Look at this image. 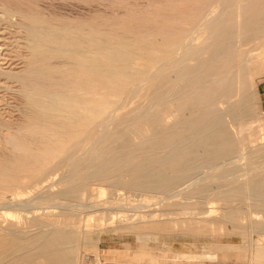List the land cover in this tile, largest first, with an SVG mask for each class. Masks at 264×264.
<instances>
[{"label": "bare ground", "instance_id": "bare-ground-1", "mask_svg": "<svg viewBox=\"0 0 264 264\" xmlns=\"http://www.w3.org/2000/svg\"><path fill=\"white\" fill-rule=\"evenodd\" d=\"M125 3L122 5L125 6ZM230 7H235V10L227 11ZM221 8L222 13L217 14ZM171 10L173 12L161 24V20H158L159 23L155 20L162 17L161 14L147 13L141 20L157 23L159 26L148 29L143 34L130 36L118 28H106L100 16L91 21L84 20L81 16L72 18L71 22H61L46 17L43 13H28L18 5L14 6L5 1L1 3V14L7 15L10 12L19 17L15 20L17 27H14L16 29L13 34H17L22 28L26 29L29 52L23 54L22 49H15L10 44V31L0 30V204L7 208L13 207L27 194H40L54 187L52 172L62 168L64 160L60 156L66 155L62 152H67L69 157L75 156L83 146L102 134L101 124L110 118L111 113H114L112 109L115 110L117 104L124 99L143 97L149 90L160 92L156 98L157 107L143 122L120 130L115 141L123 149L122 154L115 155L92 174L65 182L64 194L80 192L89 180L106 182L113 186L122 175L128 174L131 176L128 183L131 189L161 194L168 192L160 199L170 201V205L165 208L166 215H187L195 211V206L187 204V201L175 203L173 199L192 198V195H186V190L200 186V180L196 181V176L191 177L193 174L201 168L215 166L214 163L219 162L216 157L224 159L225 164V160H232L235 155L253 147V143L260 144L262 134H251L253 122H249V119H254L250 118L253 111H249L248 101L250 91L254 96L259 95V88L254 80L260 75L262 67L245 69L242 63L248 60L250 52L242 48L250 46L252 51L264 43V0H173ZM209 13L214 15L209 16ZM125 18H128L125 21L129 23L135 22L130 14ZM114 20H107V23L117 26V19ZM162 53L174 55V58L180 53L184 55L181 62L174 61L175 64L179 63L176 66L180 67L178 72L166 74V69L159 67ZM197 55L203 58H196V65L190 62L181 68L183 62L194 61L192 59ZM218 58L222 61L214 64L212 61ZM136 60L143 63L137 64L138 67L135 68L130 64ZM198 71L200 74L197 77L185 80L183 88L173 92L171 101L166 102L162 98L175 79ZM185 89L190 91L181 94ZM50 95L54 97L52 101L49 99ZM223 116L225 119L227 116L235 119L232 121L239 124V135L233 136L231 127L234 124L226 123L227 119L224 122ZM169 118L175 119L178 125L190 118L192 120L183 127L179 126L177 132L159 137L168 126ZM245 120H249V123L245 124ZM118 129L117 127L116 130ZM250 136L254 139H250ZM146 138L148 140L143 141ZM135 141L139 143L135 144ZM133 144L140 146L135 148L137 146ZM183 145H186L185 150L181 151ZM260 145L264 147V144ZM200 151L204 152L206 158L203 157L205 160L197 165L196 154ZM200 156L198 159L201 162ZM221 163L220 161L219 165L222 167ZM229 164L233 165L230 162L227 167ZM152 167L156 169L152 170ZM231 169L227 173L224 171L222 176L219 174V179L227 180L239 175L236 169ZM262 173L248 174L233 191L229 188L233 183L234 186L236 184L235 178H232L233 181L227 183L230 186H225L226 191H230L227 193L223 190L225 194H216L218 200L232 205L245 196L246 200L255 199L264 203V172ZM219 182L216 191L223 187L220 184L222 182ZM196 189L194 195L202 197L214 191V185L208 184ZM26 197L25 200L28 199ZM68 204L63 205L66 208L74 206ZM252 204L248 206L249 216L258 220L259 215L264 216V208L257 206V210L253 211ZM2 205L1 209L4 208ZM231 208L230 206L228 209ZM53 209L51 213L45 212L43 215L37 212L40 216L33 211L32 221L29 220L30 212L24 216L20 214L25 222L29 221L32 225L30 227L34 228L35 224L38 228L41 227L39 225L45 227L46 230L38 234L31 232L37 228L35 227L29 232L25 230L26 234L24 231L22 234L7 235L0 225V264H77L80 226L61 221V218L66 219L72 213L61 212L56 215L57 212L54 214ZM82 209L83 207L80 208L81 211L84 210ZM4 211L7 212L6 209ZM229 211L224 213L225 220L238 234H242V221L246 215L244 209L235 208ZM5 212L0 215V219L15 215ZM206 216L209 218L208 214ZM261 227L264 229V225ZM21 228L29 230L28 227ZM128 229H135L137 232L140 227L132 226ZM39 240L46 241L36 248ZM91 245L96 246L92 243Z\"/></svg>", "mask_w": 264, "mask_h": 264}, {"label": "rangeland", "instance_id": "rangeland-1", "mask_svg": "<svg viewBox=\"0 0 264 264\" xmlns=\"http://www.w3.org/2000/svg\"><path fill=\"white\" fill-rule=\"evenodd\" d=\"M4 1L6 3H11L14 6L18 5L22 10H25L28 13H43L46 15V17H52L53 19L61 22H71L73 20L72 18H79L81 16H83L84 20L91 21V19L100 16L105 22L104 24L106 28H118L120 31L127 32L130 36L141 33L143 34L145 33V31H149L148 29L158 27V20H161L159 24L163 23L164 18L168 17V14H171L173 12L171 10V4L173 0H31L32 2L30 0ZM4 1L1 0L0 5ZM124 2H126L125 6L122 5ZM41 5L45 7L43 8ZM53 8L55 11L53 10ZM223 9H219L217 14H221ZM232 10H235V7H230L227 9V11ZM149 12H156L157 15L161 14L162 17H159L158 19L156 18L155 20H157V23L154 24L151 22L147 23L146 21H142L141 19L144 16H147V13ZM11 14L12 13L9 12L6 15L3 13L1 14L0 12V20H2L0 21V30L4 31L5 29L7 32L10 31V44H12L15 49H22L23 54H27L29 52L28 33L26 29L24 30V28H22L19 30V32H17V34H13L14 29H16L14 27H17V21L15 22V20L19 17ZM129 14L131 15V17L133 16L135 22L129 23L128 21H125L126 19H128L125 17ZM211 14L209 13V16ZM6 18L10 19V21H8V19ZM114 19H117V26H112L111 24L107 23V20L110 22H114ZM247 47H243L242 50L250 52L247 57L248 60H250V63H248V60H245L242 63V66H244L245 69H250L253 66L262 67L260 75L255 77L254 80V83L259 85L260 94L258 96H254L252 91H250L251 96L249 97L250 101H248V105L250 106L249 111H253L251 112L253 114L250 113L252 115H250V118H253L254 120L249 119L250 121H248L253 122L251 134H254V132L261 133L262 138L259 143L264 144V106L262 102L264 94H262L261 91L262 85L264 84V43H261V45L255 47L252 51L250 46L249 48ZM178 55V57L174 58V55L162 53L159 67H164L166 69V74H173L178 72L180 70V67L176 68V66L179 63L175 64L176 62L174 61L181 62V58L182 56H184L182 53ZM196 58L201 59L203 57L201 55H197L196 57H193L192 60L194 61L187 60L183 62V64H181V68L185 67L190 62H192L191 64L196 65L198 63V61L195 60ZM221 61L222 59L218 58L212 62L215 64ZM141 63L143 62L136 60L130 65L136 68L138 67L137 64ZM199 74L200 72L198 71L193 73L192 75H187L175 79L173 85L169 87V90L163 95L162 98H165L166 102L171 101L173 99L171 96L175 93L174 91L177 92L178 90H180V88H183L182 84L185 82V80L197 77ZM188 91H190V89H185L183 92H181V94H184ZM158 94H160L159 90L157 91L154 89L152 91L149 90L143 97L136 96L132 98V101L127 99L122 100V102L116 105L117 107L115 106V110L112 109L114 113H111L110 118H108V120L105 119L106 122H110L106 123L104 121L105 123L101 124L100 128L103 129L101 130L102 134L96 137L97 139L95 138L98 142L95 139L94 141L92 140L91 142L83 146V148L73 157H69L67 152L65 151L62 152V154L66 153V155H63V157L60 156L62 160H64V164L62 168L53 170L52 172V174L55 175H52L51 177L53 178L52 183L55 184V186L53 185L54 187L46 190L47 192L44 191L40 194L37 193L39 195H37L36 193H31V195L33 194L32 196L29 194L26 195L27 197L25 196L29 200H31L30 198L35 199L31 200L34 205L31 203V201H28V199L25 200V197H23L22 200H19L20 202H18L17 204H14L15 206L12 204L14 208L12 206H8L7 208V206H3L2 204H0V215L4 214V209L7 210V212H5L7 214H15L0 219V221L2 222L0 223L2 229H5L4 233L7 235H16L20 233L22 234L25 230L27 232L34 230L35 227L37 228H35V230L31 232H35V234L41 233L42 231L46 230L45 227L43 228L42 225H39L41 227L38 228L36 224L33 225L34 228L30 227L31 224H29V221H27V219L26 221L28 223L25 222V218L23 219V216L29 212L31 215L33 211L36 215H39L40 213V215H43L45 214V212L46 214L47 212L51 213V209L54 208L52 212H57V214L54 213L56 215H60L61 212L73 214L69 217H66V219L65 217L63 219L61 218V221H65V223L68 224H77L76 226H80V245L76 250L77 264H264V229H262L261 227L262 225H264V216L259 215L258 218L260 219L258 220L255 217V219L251 218L249 216L250 209L248 208V206L253 203L252 205L255 206H253V211H256L257 206H259L260 209L264 208V203L255 199L250 200V202L248 199L246 200L244 196L240 197V202H235L232 203V205H228L224 201L218 200L216 196V194H225L224 191L228 193L230 190H235L238 187L236 185L242 183V181L246 179V176L248 174H263L262 172H264V169L261 170V168H264V147H261L258 142L253 143V147L248 148L249 151L246 150V152H244L245 154L239 153L235 155L236 157L234 156L232 160H225V164H228L230 162L233 164H229L230 168L227 167V164L225 167V164H223L224 159L221 160L220 158L216 157L215 159L219 160V162H217L213 158L214 162L216 161L215 163H217V165L214 163L216 167L212 166L214 167H211L212 169L201 168L202 170L200 169V171L191 176H196V181L200 180V186H197L198 188H200L201 186L203 187L208 184H212L214 185V191H216L215 189L219 187L217 185V182L219 181L222 182L219 183L223 185V187H220L221 189H217L218 192L211 191L208 195H202L203 198L200 197L201 195L195 196L194 193L197 190V187H194V189L192 187L191 189L186 190V195H192V198L190 200H180L179 198H174L173 200H175V203H178V201H184L185 203L188 202L187 204L195 206V211L187 215H166L167 212L165 211V208L167 205H170V201H161L160 199L165 195V193L168 192H164L163 194H161V192H149L141 191L138 189H131L128 186V183L131 180V176L128 174H124L125 176L122 175L118 179V183L113 186L112 184H108L106 182L87 180L89 183L86 182L87 186L85 183L84 188L80 192L76 194H64L65 182H70L72 179L82 175L92 174L105 166L115 155L119 156L122 154L123 149L118 147L115 141L120 130L125 127H133L132 125L135 126L136 124L143 122L152 111L154 112L157 107L156 98ZM49 99L52 101L54 97L50 95ZM146 99L148 100V102ZM118 105L120 106L118 107ZM116 112L118 113L116 114ZM253 116H255V118ZM223 117L222 119H224V122L227 119L226 121L228 122L226 123L228 124L235 121L232 116H227L226 119L225 117ZM132 120L134 121L132 122ZM191 120L192 118L178 125L175 119L169 118L168 126L159 137L177 132L180 127L185 126ZM248 121L245 120V124L249 123ZM233 124L234 125L231 127L233 136H235L236 134L239 135V124L237 122H234ZM114 125L117 126L115 127ZM117 127L119 128L118 130H116ZM103 131L105 132V134ZM249 138L254 139L253 136H250ZM234 139L236 140L237 137H234ZM146 140L148 139L146 138L143 141ZM134 143L138 144L139 141H135ZM135 146H137L135 148H138L140 145ZM185 146L186 145L181 146V148L183 147L182 149L180 148L181 151L185 150ZM259 147H261V149ZM113 148L116 150L114 151ZM119 148L122 149V151ZM200 153H202V155L204 154V152L200 151L198 154H196L197 159L201 155ZM240 154L243 157L239 156ZM202 155L200 156V158L202 159L201 162L199 159V161L196 159V161L199 162L197 163L195 161L197 165L201 164L202 161L205 160V155ZM220 161L222 162V167L219 165ZM223 168L226 169L224 170ZM231 168L236 169V173L239 172V175H236L240 176L242 179H239L240 177L238 176L232 177L233 179L235 178L234 182L236 183V187L234 186V183L231 185L233 188H231L230 184H227L233 181L232 178H228L227 180L226 178L219 179L220 176L232 170ZM151 169L154 170L156 168L152 167ZM76 170H78L79 174L78 172H76ZM170 175L172 176L173 174L170 173ZM236 180H239V182L237 183ZM120 181L121 183H119ZM61 184L64 185L62 186ZM227 185L230 186H228L230 188V190L228 191H226L225 187ZM63 188L64 190H62ZM176 190L178 191V189ZM188 190H191V192H189ZM76 195L78 196L75 197ZM23 200L25 201L23 202ZM241 200H243V202H241ZM64 202L66 204L70 202V204L68 205H74L75 207H69L67 205L68 207L66 208L64 206L66 205ZM165 202H167V204ZM1 205L4 207H2L3 209H1ZM16 205L18 207L20 206L19 208L17 207L19 210H17ZM60 205H62L63 208L67 210L63 209ZM81 206L84 209H82L83 211L80 210V208H82ZM230 206L232 208L228 209L230 208ZM10 208L12 210H9ZM235 208H243L246 213L242 221V230L240 231L242 234H238L235 228L230 225V223H228L224 218V213L228 212L229 210L232 211ZM75 209L77 211L79 210V212H77ZM2 211L4 212L2 213ZM204 212L208 214L209 218H207V214ZM20 214L23 215L22 218ZM196 215L198 217H194ZM200 215L202 217L205 216V219L204 217L202 219ZM31 217L32 215L29 217V220L32 221L34 219V216L32 218ZM97 219H99L100 221H98ZM18 221L19 223H17ZM23 221L24 224L22 223ZM254 221L255 223H253ZM189 223H191V225ZM17 226L19 227L17 228ZM20 226L28 227L29 230H27V228H21ZM132 226L135 228L140 227V229L137 230V232L135 229H128V227L132 228ZM142 227L144 230L142 229ZM40 228L43 230H41ZM37 229H40V232ZM26 231L25 234L27 233ZM45 241L46 240H39L37 242L38 244H36V248L44 244ZM91 243L96 244V246L93 247Z\"/></svg>", "mask_w": 264, "mask_h": 264}, {"label": "crops", "instance_id": "crops-1", "mask_svg": "<svg viewBox=\"0 0 264 264\" xmlns=\"http://www.w3.org/2000/svg\"><path fill=\"white\" fill-rule=\"evenodd\" d=\"M258 88H259V85H258ZM258 91H259V94H260V89H258ZM261 91H262V94H264V84L262 85V89H261ZM263 106H264V96H263Z\"/></svg>", "mask_w": 264, "mask_h": 264}]
</instances>
